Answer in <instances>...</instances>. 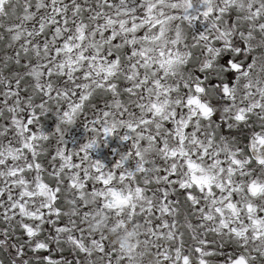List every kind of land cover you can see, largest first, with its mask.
Here are the masks:
<instances>
[{"label": "snow or ice", "instance_id": "snow-or-ice-1", "mask_svg": "<svg viewBox=\"0 0 264 264\" xmlns=\"http://www.w3.org/2000/svg\"><path fill=\"white\" fill-rule=\"evenodd\" d=\"M0 264H264V0H0Z\"/></svg>", "mask_w": 264, "mask_h": 264}]
</instances>
